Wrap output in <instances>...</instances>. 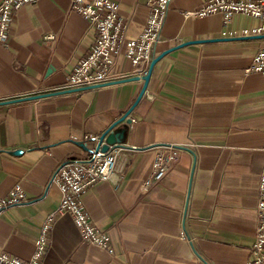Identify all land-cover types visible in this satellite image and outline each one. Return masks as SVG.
I'll return each mask as SVG.
<instances>
[{
    "label": "crops",
    "instance_id": "crops-1",
    "mask_svg": "<svg viewBox=\"0 0 264 264\" xmlns=\"http://www.w3.org/2000/svg\"><path fill=\"white\" fill-rule=\"evenodd\" d=\"M69 1L38 0L16 11L6 43L0 40V101L60 90L87 54L96 31ZM114 1L127 21V37H137L149 17L148 0ZM205 1L170 0L154 56L187 41L235 39L191 43L156 62L130 115L127 147L112 177L83 195L84 210L110 236L114 253L83 240L71 217L61 214L42 264L248 260L264 163V74L246 69L262 38L229 35L259 24L243 14L227 27L218 13L184 16ZM132 69L123 57L114 67L117 74ZM142 85L126 81L0 105V198L18 184L29 199L0 214V253L31 256L44 217L59 202L52 181L57 166L69 157L86 158L97 141L84 137H99L134 103ZM174 144L195 156L177 149L165 175L142 191L157 147Z\"/></svg>",
    "mask_w": 264,
    "mask_h": 264
},
{
    "label": "built area",
    "instance_id": "built-area-1",
    "mask_svg": "<svg viewBox=\"0 0 264 264\" xmlns=\"http://www.w3.org/2000/svg\"><path fill=\"white\" fill-rule=\"evenodd\" d=\"M38 0H0V40L6 43L9 26L16 11L22 6ZM170 0H148L149 17L143 31L135 38L127 37V21L119 12L114 0H70L69 8L80 14L96 36L87 54L80 57L72 70L66 74L60 90L87 86H107L109 83L147 73L155 54ZM221 14L227 27L235 14H243L259 20V24L245 28L239 33L228 31L230 36H262L261 43L251 58L247 72L264 74V0H206L198 8L184 12L187 18ZM50 37V36H49ZM127 59L133 69L130 74H117L114 67L119 58ZM98 141V136H85L84 140ZM122 148L110 145L106 151L100 148L89 150L84 159L66 158L55 170L52 181L59 191V202L53 212L48 213L39 228L31 256L24 260L0 253V264H42L49 245V235L56 217L68 214L83 240L112 255L114 248L108 234L101 232L90 220L83 207V195L92 185L109 180L114 172L117 157ZM177 149L158 146L152 165V173L142 184L147 191L160 180L169 165L177 158ZM29 201L20 185L15 184L0 198V214L10 206ZM245 264H264V163L259 175L256 203V228L249 258Z\"/></svg>",
    "mask_w": 264,
    "mask_h": 264
},
{
    "label": "water",
    "instance_id": "water-1",
    "mask_svg": "<svg viewBox=\"0 0 264 264\" xmlns=\"http://www.w3.org/2000/svg\"><path fill=\"white\" fill-rule=\"evenodd\" d=\"M248 37H257V36H248ZM248 37L243 36V38H248ZM260 37H262V36H260ZM231 39H235V38H215V39H210V40H192V41L180 43V44H178L172 48H169V49L161 52L159 55L154 56L149 63L147 73L145 75H143L141 78H139L137 76H132L129 78H124V79H120V80L109 83L108 85L115 84V83H122V82H126V81H136V80L143 81L142 88H141L136 100L134 101V103L128 108V110H126V112H124V114H122L119 118L114 120L108 126V128L98 137L96 148H100L101 151H106L110 145H115V146H118L121 148L127 147L125 145L127 142L129 126L131 123L130 115H131L132 111L134 110L135 106L137 105V103L139 102V100L141 99L142 95L145 92V89H146L147 84L149 82V79H150L154 65L163 56H165L166 54H168L169 52H171L175 49L181 48V47L188 45V44H191V43H202V42H206V41L215 42V41H224V40H231ZM98 87H102V86H87V87L77 88V89L56 90V91L45 92V93L31 94L28 96H21V97L13 98L10 100L0 101V105L9 104V103H13V102L26 101V100H33V99H37V98H42V97H47V96L57 95V94H62V93L77 92V91H82V90H87V89L98 88ZM152 147L153 146H148L145 148H133V149H137V150L138 149H149ZM172 147H174L176 149L188 151L189 153L192 154L193 157L195 156V154L186 146H180V145L174 144V145H172ZM14 153L18 154V153H20V150L15 151ZM194 166H195V163H193L191 173H193ZM190 187H191V182L189 183V190H188L189 192H190Z\"/></svg>",
    "mask_w": 264,
    "mask_h": 264
}]
</instances>
